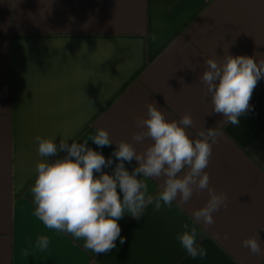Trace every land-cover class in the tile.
<instances>
[{"label": "crops", "instance_id": "obj_1", "mask_svg": "<svg viewBox=\"0 0 264 264\" xmlns=\"http://www.w3.org/2000/svg\"><path fill=\"white\" fill-rule=\"evenodd\" d=\"M227 54L264 60V0H0V264H264V78L239 125L227 123L199 79L208 59ZM149 102L170 121L191 114L194 139L203 128L222 133L205 171L227 207L213 225L196 224L204 258L188 255L178 237L209 199L206 190L182 206L150 204L139 220L125 213V242L100 254L34 215L37 163L66 155L41 157L37 136L57 145L89 140L112 159L103 169L112 174L115 144L132 142ZM101 128L112 145L90 141ZM137 166L125 162L129 172ZM146 182L155 196L163 178ZM42 235L46 250L36 247ZM256 235L260 255L242 246Z\"/></svg>", "mask_w": 264, "mask_h": 264}, {"label": "clouds", "instance_id": "obj_2", "mask_svg": "<svg viewBox=\"0 0 264 264\" xmlns=\"http://www.w3.org/2000/svg\"><path fill=\"white\" fill-rule=\"evenodd\" d=\"M261 78L264 60L257 62L251 56L227 54L222 60L208 59L199 79L210 95L212 110L227 123L239 125V118L251 109L250 101ZM192 125L191 114L170 121L155 102H149L147 115L138 121L140 131L133 135L132 142L121 140L115 144L112 155L119 163L112 174L103 172L113 164L112 159L88 147L89 140H73L69 144L62 138L57 145L55 138L37 136L35 142L41 157H57L59 152L66 155L37 163V176L31 187L34 215L46 228L82 239L86 250L100 254L114 249L118 238L121 244L125 242L118 223L125 213L139 220L150 204H154V211L163 205L170 207L177 200L182 206L194 192L206 190L209 199L193 212L191 226L183 224L184 231L178 237L192 258L206 257L207 249L198 244L196 224L213 225V214L227 207V196L209 188L210 177L205 171L212 145L222 133L218 128H203L197 134L199 138L194 139L186 131ZM89 139L98 147L113 144L102 128ZM145 140L150 143L138 152L135 144ZM133 159L138 166L129 172L125 162L131 163ZM148 178H163L162 188L155 196L149 193ZM49 244L46 235L36 241L40 250H46ZM242 246L253 255L261 254L258 235L244 239Z\"/></svg>", "mask_w": 264, "mask_h": 264}]
</instances>
